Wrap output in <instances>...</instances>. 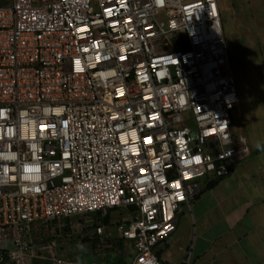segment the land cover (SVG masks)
<instances>
[{"label": "built area", "instance_id": "1", "mask_svg": "<svg viewBox=\"0 0 264 264\" xmlns=\"http://www.w3.org/2000/svg\"><path fill=\"white\" fill-rule=\"evenodd\" d=\"M237 103L217 0L0 6V264L38 249L37 222L74 218L105 238L96 218L111 209L129 264H165L153 248L199 181L249 155L231 133ZM53 248L52 264H77Z\"/></svg>", "mask_w": 264, "mask_h": 264}, {"label": "crops", "instance_id": "2", "mask_svg": "<svg viewBox=\"0 0 264 264\" xmlns=\"http://www.w3.org/2000/svg\"><path fill=\"white\" fill-rule=\"evenodd\" d=\"M248 1L241 0V5H237V10L239 11L244 3L247 7ZM261 1V5L264 7V0ZM217 2L220 16H222V10L227 4L222 5V0H217ZM229 7L232 8L233 4L229 3ZM237 10L231 11L235 18L238 15ZM241 16L237 20L233 17L232 20L238 34L241 32L239 28L244 27L240 21ZM245 33L248 35L247 30ZM260 36L264 48V34ZM247 50L252 54L254 49L248 46ZM242 51L244 50L242 49ZM243 138L249 148V155L235 163L227 176L219 178L211 186L208 187L207 184L214 180H210L208 177L201 179L198 192L189 200V207H184L178 214L175 230L154 246L153 252L165 264H180V260L189 246H191L193 257L192 264H264V142L257 141V139L252 141L247 136ZM122 216L124 215L119 209L109 210L106 213L107 222L105 223H103L102 217L96 216L99 223L105 225V231L109 232V236L105 238H119L113 225ZM81 224L84 226V230L88 226V231H90L88 235L81 237L89 239V237L96 236L91 232L89 223L86 225V222L82 221ZM79 226L80 222L76 226L78 232H80ZM81 235H83L82 231ZM90 241L87 240L88 243H85V249L89 247V244L91 246ZM58 242L59 238L56 239V245L53 248L55 254L70 257L72 249L62 246V243ZM119 242L121 248H118L117 244H113L111 249L114 250L113 252L110 250L108 254L115 255L119 252L124 254L130 249V259L124 254V260L126 264H129L134 253L131 243L128 241L123 243V240ZM51 243L52 241L48 240L39 242L38 249L33 254L26 255L19 264H52L50 255L46 256L47 246ZM3 245L1 239L0 246ZM109 246L112 245L99 246L96 244L94 248L91 246V252L84 253L92 255L93 251L97 252V255H92L95 259L86 263L81 262V264L91 262L108 264L106 261L108 255H98V251L100 248Z\"/></svg>", "mask_w": 264, "mask_h": 264}, {"label": "rangeland", "instance_id": "3", "mask_svg": "<svg viewBox=\"0 0 264 264\" xmlns=\"http://www.w3.org/2000/svg\"><path fill=\"white\" fill-rule=\"evenodd\" d=\"M9 2L10 0H0V6L7 5ZM222 2V5L227 4L225 7L222 6L224 9L222 10L221 21L239 96V101L231 112V133L236 139L239 136H247L252 141L257 139V141L264 142V48L262 47V38L260 36L264 34V7L261 5V0H249L247 7L244 3L243 7L245 6V8L241 7L238 11L237 5H241V0H222ZM229 3L233 4L232 8L229 7ZM235 10L238 11L236 18L231 12H235ZM239 16H241L240 21L244 25V27L239 28L241 32L238 30L241 35L237 33L232 22L233 17L237 20ZM246 30L248 35L245 33ZM248 46L254 49L252 54L247 50ZM113 214L115 215V213ZM50 224L54 230L57 227L59 229L57 235V238L59 237L58 243H62V246L72 249L71 258L77 261V257H79L80 262L83 263L93 260L94 257L91 254L84 253L91 252L90 244L83 253L77 249L75 250V246L78 243L85 246L88 242L82 239L84 238L81 237L83 235L76 230L77 221L74 218ZM40 225L39 222L35 224L34 233H38L41 236H50L47 231H41ZM42 229L44 228L42 227ZM0 233L4 239L11 236L12 231L9 227H3ZM3 235L6 236L4 237ZM124 241L126 240H123V243H125ZM112 247L113 245L100 248L98 255L108 254L110 250L113 252L114 249H111ZM118 248H121L120 244ZM77 251H79V254H77ZM124 254L130 259V249ZM124 254L122 255L123 259H125ZM46 256H49V254L46 253Z\"/></svg>", "mask_w": 264, "mask_h": 264}, {"label": "trees", "instance_id": "4", "mask_svg": "<svg viewBox=\"0 0 264 264\" xmlns=\"http://www.w3.org/2000/svg\"><path fill=\"white\" fill-rule=\"evenodd\" d=\"M216 180H218V179H216ZM216 180H214L213 182L208 183L207 186L208 187L211 186V184H214V182H216ZM102 221H103V223L107 222L106 215L105 216H102ZM52 222L54 223L55 221H46V222L43 221V222H40L41 225L39 226L40 229H41V231H44V232L47 231L48 234H50V236H41L38 233L35 234L34 233V229H33V232H32V237L33 238L32 239L34 240V242H36L38 244L39 242L48 240L49 242H51V241L54 242V247H55V245H56V239L59 238V237L57 238L59 229L57 227L56 230H54V228H52V226L50 224ZM42 227L44 229H42ZM90 238L91 237H89V239H87V237H84L82 239H84V240H91L90 242L92 243L91 244L92 248L96 247V244H98L99 246H101V245L106 246V245H113V244L119 245L120 244L119 241L120 240H124V239H121V238H104V237H100V236H94L91 239ZM92 255H94V256L97 255V252L93 251L92 252ZM107 255L108 256H107V260L106 261H107L108 264H126L125 260L122 258V255H123L122 252H119L118 254L116 253L115 255H113V254H107ZM192 261H193V257H192ZM2 264H13V263L12 262H9L8 260H6V262H4Z\"/></svg>", "mask_w": 264, "mask_h": 264}, {"label": "clouds", "instance_id": "5", "mask_svg": "<svg viewBox=\"0 0 264 264\" xmlns=\"http://www.w3.org/2000/svg\"><path fill=\"white\" fill-rule=\"evenodd\" d=\"M76 248H77V250H79V251H84V250H85V246H84L83 244H80V243H78V244L76 245ZM77 264H81V262H80V258H79V257H77Z\"/></svg>", "mask_w": 264, "mask_h": 264}, {"label": "snow or ice", "instance_id": "6", "mask_svg": "<svg viewBox=\"0 0 264 264\" xmlns=\"http://www.w3.org/2000/svg\"><path fill=\"white\" fill-rule=\"evenodd\" d=\"M121 59H124V57H121ZM135 151V150H134Z\"/></svg>", "mask_w": 264, "mask_h": 264}]
</instances>
